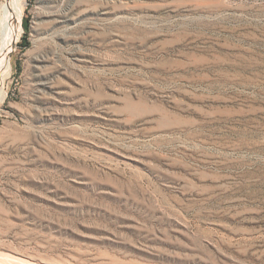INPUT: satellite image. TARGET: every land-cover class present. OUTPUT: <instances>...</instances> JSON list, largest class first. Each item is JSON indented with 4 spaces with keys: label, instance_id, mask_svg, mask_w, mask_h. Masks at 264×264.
I'll return each mask as SVG.
<instances>
[{
    "label": "rangeland",
    "instance_id": "obj_1",
    "mask_svg": "<svg viewBox=\"0 0 264 264\" xmlns=\"http://www.w3.org/2000/svg\"><path fill=\"white\" fill-rule=\"evenodd\" d=\"M25 3L0 264H264V0Z\"/></svg>",
    "mask_w": 264,
    "mask_h": 264
},
{
    "label": "bare ground",
    "instance_id": "obj_2",
    "mask_svg": "<svg viewBox=\"0 0 264 264\" xmlns=\"http://www.w3.org/2000/svg\"><path fill=\"white\" fill-rule=\"evenodd\" d=\"M25 0H4L0 6V107L7 97L5 82L12 73V54L24 31Z\"/></svg>",
    "mask_w": 264,
    "mask_h": 264
}]
</instances>
